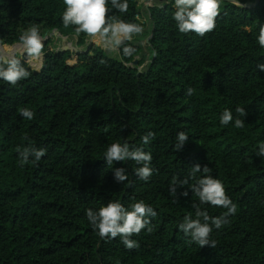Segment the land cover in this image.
<instances>
[{"label": "trees", "instance_id": "obj_1", "mask_svg": "<svg viewBox=\"0 0 264 264\" xmlns=\"http://www.w3.org/2000/svg\"><path fill=\"white\" fill-rule=\"evenodd\" d=\"M138 1L127 0L125 13L109 3L106 21L143 26L137 15L148 18L152 37L141 72L128 65L145 47L140 40L126 41L118 56L88 44L86 33L63 25V0H0V50L30 73L15 86L0 81V264H264V157L257 155L264 142V49L256 41L264 0L253 7L221 0L216 26L204 36L178 31L172 0L144 12ZM32 25L41 36L59 30L78 37L85 48L50 50L49 40L43 60L30 62L14 51ZM125 46L133 55L123 56ZM237 107L245 108L238 117L244 127L221 125L220 114L231 109L235 120ZM24 108L33 119L20 115ZM149 131L155 138L143 144ZM178 131L189 135L182 150L174 147ZM117 141L151 153L147 181L137 177L135 161L106 165L103 153ZM29 144L45 155L21 167L18 153ZM197 164L196 177L219 179L237 206L213 229L214 247H200L179 229L199 204L191 189ZM121 167L125 182L114 178ZM141 200L156 215L133 234L132 249L119 236L101 239L85 215L110 201L127 208ZM200 207L210 217L226 211Z\"/></svg>", "mask_w": 264, "mask_h": 264}, {"label": "clouds", "instance_id": "obj_2", "mask_svg": "<svg viewBox=\"0 0 264 264\" xmlns=\"http://www.w3.org/2000/svg\"><path fill=\"white\" fill-rule=\"evenodd\" d=\"M65 10L61 20L65 27L75 25L77 33H86L88 36L100 34L109 45V51L117 50L126 41H132L134 36L143 33L141 24L125 22L116 17H109L106 21V13L116 9L120 13L128 10L127 0H63ZM111 4V9L107 7ZM175 11L172 17L180 33L194 32L200 36L212 31L216 26V17L219 15L221 0H172ZM27 54L30 57L40 56L43 48L42 37L37 25L27 28L20 36ZM258 45L264 49V24L259 28L256 37ZM123 56L133 55L134 49L131 46L123 47ZM264 70V65L260 66ZM29 72L17 59H7L0 62V81L15 86L18 81L29 76ZM187 94L191 96L193 89L188 88ZM237 118L234 120L231 109H225L220 114L219 122L227 126L234 122L236 128H243L245 120L238 118L245 117V108L235 109ZM20 115L28 120L33 119L34 112L29 108L21 110ZM154 134L149 131L141 137L143 144H148L154 139ZM189 135L184 131H178L175 137V150H182V146L188 140ZM21 167L27 164H36L45 155V150L29 144L18 153ZM257 155L264 157V142L259 144ZM103 160L107 166L112 168L116 161H135L140 167L134 169L140 180L147 181L152 175L150 167L152 155L142 148H132L128 142L119 141L107 146L103 153ZM204 173L210 169L205 166ZM201 172L199 164L192 167L191 176ZM114 178L118 182H125L128 175L125 168H115ZM187 183V181H185ZM192 192L198 198L199 204L194 205L195 215H186L179 224V229L190 237L200 247L205 245L215 246L211 239L213 229H220L226 222L228 215L235 214L236 204L225 193L223 183L211 175L196 177V183L192 185ZM175 190V189H173ZM187 195V193H184ZM201 205L221 207L226 211L218 217H210L207 210H202ZM85 215L93 230L101 239H115L120 237L125 247L132 249L138 247L137 241L131 239L133 234H139L149 224L147 217L156 215L155 209L144 201H137L129 207L123 206L120 202H108L99 209H86ZM151 231L150 228L147 229Z\"/></svg>", "mask_w": 264, "mask_h": 264}, {"label": "rangeland", "instance_id": "obj_3", "mask_svg": "<svg viewBox=\"0 0 264 264\" xmlns=\"http://www.w3.org/2000/svg\"><path fill=\"white\" fill-rule=\"evenodd\" d=\"M140 1V5L143 7L144 4L147 2V0H139ZM167 1V0H165ZM236 2H238L239 5H242V6H245V5H250V4H253L252 2H247V3H242L243 1L245 0H234ZM242 1V2H241ZM144 21V20H142ZM147 23H144L143 26H146ZM148 29L146 30V32L142 33L141 35H138L137 36V40H140L142 42L143 45H145V43H147V41H145V37H146V34L148 33ZM44 37V36H42ZM62 37H66L64 40H62ZM88 38L90 40H92V43L93 45H96V46H100L101 48L109 51V45L108 43L105 41V38H103L102 36H100V34H96L94 36H88ZM50 40V45H49V49L50 50H54V49H63V48H71V49H76L77 48V43L78 41L76 40L75 37H67V36H62L58 31H51L48 33V40ZM46 41H44L42 39V43H44ZM147 45V44H146ZM83 48H85V46H79L77 49L79 50H82ZM24 46L23 45H19L16 47L15 49V53H17L18 55L22 56L23 54V50H24ZM119 49L117 50H113V51H109L110 54L114 55V56H118V52ZM43 53L41 52L40 56L38 57H31L29 59V61L31 62V59L34 58V60H38L40 57H41V60H43ZM149 55V54H148ZM137 58H139L141 60L142 58V55L141 54H138L137 55ZM0 59H3V60H7V59H10L9 55L8 54H4L3 55V52L0 50ZM0 62H2L0 60ZM148 61H146L144 64L142 65H139L137 64L136 66L138 68H142L145 64H147Z\"/></svg>", "mask_w": 264, "mask_h": 264}, {"label": "water", "instance_id": "obj_4", "mask_svg": "<svg viewBox=\"0 0 264 264\" xmlns=\"http://www.w3.org/2000/svg\"><path fill=\"white\" fill-rule=\"evenodd\" d=\"M228 1H231V2H234V3L238 4V2H236V1H234V0H228ZM258 2H259V0H256L253 4L245 5V6H246V7H253V6H255ZM53 31H58V32L62 35L61 31H59V30H53ZM48 33H49V32H47V33L45 34V36L43 37V40H44V41H47V40H48ZM62 36H63V35H62ZM41 37H42V36H41ZM151 37H152V35H150V36L147 38V42H148V43H149ZM63 38L65 39L66 37H63ZM76 40L78 41V37H76ZM86 42H87L88 44H91V43H92V40H90L89 38H87V39H86ZM17 44H22V43H17ZM17 44H16V45H17ZM76 46H77V48L79 47V46H78V43H77ZM77 48H76V49L63 48L62 51H67V50L76 51V50H79V49H77ZM16 54H17V53H16ZM14 56H15V55H14ZM14 56H13V57H14ZM22 56L25 57L26 59H29V55L27 54L26 50L23 52ZM13 57L10 58V59H13ZM137 64H139V58H137V56H136V57L134 58V60H133L130 64H128V65H130L131 67H134V66H136ZM142 68H143V67H142ZM142 68H138L139 72L142 71Z\"/></svg>", "mask_w": 264, "mask_h": 264}, {"label": "crops", "instance_id": "obj_5", "mask_svg": "<svg viewBox=\"0 0 264 264\" xmlns=\"http://www.w3.org/2000/svg\"><path fill=\"white\" fill-rule=\"evenodd\" d=\"M147 1H150V2H152V5H155V4H158L160 1H162V0H147ZM139 2V4H140V1H138ZM145 5V4H144ZM141 6V5H140ZM148 7H142L141 6V10H145V9H147ZM144 10L142 11V12H144ZM142 20H144V21H142ZM140 23H142V24H144V23H147L146 24V26H143V28H144V31H143V33L144 32H146V30L148 29L149 30V28H150V24H149V20H148V18L144 15V14H141V19H140ZM142 34V33H141ZM141 34H139V35H141ZM150 35L148 34L146 37H145V41H147V38L149 37ZM67 37H69V36H67ZM76 38V37H75ZM133 39H137V36H134V38ZM62 40H64V38L62 37ZM146 44L147 43H145V47H144V49H143V51H142V53H140L141 55H143V54H146V55H148L149 54V51H148V49H147V47H146Z\"/></svg>", "mask_w": 264, "mask_h": 264}, {"label": "built area", "instance_id": "obj_6", "mask_svg": "<svg viewBox=\"0 0 264 264\" xmlns=\"http://www.w3.org/2000/svg\"><path fill=\"white\" fill-rule=\"evenodd\" d=\"M150 6H152V2H150V1H147V2L145 3V5H144V7H150ZM137 18L140 20V19H141V15H140V14L137 15Z\"/></svg>", "mask_w": 264, "mask_h": 264}]
</instances>
